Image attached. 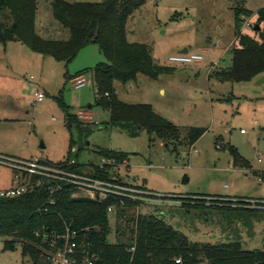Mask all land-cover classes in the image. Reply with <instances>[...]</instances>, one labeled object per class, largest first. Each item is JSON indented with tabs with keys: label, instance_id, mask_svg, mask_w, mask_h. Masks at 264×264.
Wrapping results in <instances>:
<instances>
[{
	"label": "rangeland",
	"instance_id": "obj_1",
	"mask_svg": "<svg viewBox=\"0 0 264 264\" xmlns=\"http://www.w3.org/2000/svg\"><path fill=\"white\" fill-rule=\"evenodd\" d=\"M55 1L37 0L36 32L45 39L67 40L70 30L55 18ZM263 7L264 0H147L130 17L128 40L147 44L157 63L175 69L157 79L139 74L136 80L115 81V92L124 102L151 104L177 125L180 140L169 144L144 129L132 136L135 126L109 123V112L97 104L90 71L107 61L96 43L67 63L20 41H0V155L53 163L71 157L83 164L81 170L91 172L92 164L100 161L99 149L126 152L129 167L119 165L114 175L136 188H145L146 180V187L162 197L156 204L140 203L130 215L154 214L192 242L239 241L246 250L264 249V206L259 203L264 200V73L233 82L211 72L232 64L236 9L252 12L253 26ZM242 31L253 33L249 28ZM185 47L189 53L202 54L203 60L170 61ZM83 70L89 81L75 88L70 78ZM39 91L45 94L42 101L36 96ZM60 95L70 113L90 110L97 123L82 121L88 129L83 133L70 128ZM192 127L206 129L194 145L188 143ZM72 135L76 144L71 151ZM15 182V170L0 163V190ZM219 199L232 203L223 207ZM117 210L109 214L111 243L122 240ZM126 215L119 221L121 232L128 224ZM125 233L129 235L128 230ZM0 264L33 261L24 257L20 242L6 249L0 238Z\"/></svg>",
	"mask_w": 264,
	"mask_h": 264
},
{
	"label": "trees",
	"instance_id": "obj_2",
	"mask_svg": "<svg viewBox=\"0 0 264 264\" xmlns=\"http://www.w3.org/2000/svg\"><path fill=\"white\" fill-rule=\"evenodd\" d=\"M146 1L56 0L53 3V14L70 30V38L49 40L36 32L37 0H0V41H20L36 52L67 63L82 48L96 43L107 61L96 64L90 71L96 88L97 104L109 112V123L124 127L135 126V130L130 131L132 136H137L138 131L144 129L152 137L169 144L180 140V128L157 113L151 104L122 101L114 88L115 81L136 80L139 74L157 79L161 74L175 69L157 63L147 44L128 40V21ZM251 14L253 13L242 8L236 9L232 64L228 68L211 71L221 80L246 82L264 73V7L256 14L251 28L253 33H244L243 16L251 17ZM256 25H260V28L256 29ZM86 71H80L76 75ZM59 101L66 113L68 126H75L80 133L86 132V124L76 114L70 113L69 106L61 95ZM205 131L202 127H192L188 143L194 145ZM75 144L72 135L71 151ZM98 153L118 161L129 159V154L122 151L101 148ZM231 154L238 159L236 149L231 148ZM70 160L71 157L65 161ZM82 166L78 162L74 168L79 171ZM92 166L95 176L128 184L118 177L115 179L107 169H100L94 164ZM262 180L264 181V173ZM52 198L56 204H49V209L45 211V205ZM218 201L223 203V207L226 202L232 203L227 199ZM135 203L126 200L121 207L119 200L99 201L84 196L76 197L70 188L54 196L46 192L25 193L14 197L0 196V238H4L6 249H14L15 244L20 242L24 257H29L33 264H45L40 250L42 240L36 231L44 226L59 227L63 220H69L79 228H91L87 239L93 243L101 264H264V249L246 250L239 241L221 244L192 242L184 233L154 214L130 215ZM259 203L264 206V200ZM111 204L118 205L117 234L122 237L118 243H111L108 239V207ZM124 215L128 224L121 232L122 225L119 221L124 219ZM125 230L129 231L128 236ZM132 247L134 250H131ZM177 258H181V263L176 262Z\"/></svg>",
	"mask_w": 264,
	"mask_h": 264
},
{
	"label": "built area",
	"instance_id": "obj_3",
	"mask_svg": "<svg viewBox=\"0 0 264 264\" xmlns=\"http://www.w3.org/2000/svg\"><path fill=\"white\" fill-rule=\"evenodd\" d=\"M243 18L242 28L251 29V17L243 16ZM202 60V54L189 53V51L170 57V61L175 63H196ZM71 81L75 88H82L87 85L89 79L87 74L81 73L74 76ZM36 96L39 101H42L45 94L39 91ZM77 115L83 122L97 123L90 110H79ZM0 163L10 166L16 172V185L0 190L2 197L35 192H46L54 196L70 188L73 190V196H84L99 201L119 200L121 206L126 200L136 202L135 206L142 202L156 204L162 200L160 194L151 190L132 187L113 181L114 179L101 178L95 176L92 171H78L74 168L78 163L75 159L53 163L43 159L26 160L0 155ZM95 164L100 169H107L113 176H115L114 169H117L119 165L129 167L126 159L118 161L108 156H101L100 161ZM49 204H56L55 199L52 198L45 205V211L49 209ZM117 206V204L109 205V214L115 212ZM90 231L91 228H79L69 220H63L59 227L46 228L44 226L41 230H37L36 234L42 240L40 246L42 260L45 264H101L98 262L93 243L87 239ZM131 250H134V247ZM176 262L181 263V258H177Z\"/></svg>",
	"mask_w": 264,
	"mask_h": 264
},
{
	"label": "crops",
	"instance_id": "obj_4",
	"mask_svg": "<svg viewBox=\"0 0 264 264\" xmlns=\"http://www.w3.org/2000/svg\"><path fill=\"white\" fill-rule=\"evenodd\" d=\"M130 42H134V41H130ZM185 49H187L188 51H189V49H188V47H185L184 49H181V53H182V51L183 50H185ZM73 77H71V79H72ZM243 131V130H242ZM143 185H144V187H145V189H147V190H151V189H148L146 186H148V184H147V182H146V180L143 182ZM152 191V190H151Z\"/></svg>",
	"mask_w": 264,
	"mask_h": 264
},
{
	"label": "water",
	"instance_id": "obj_5",
	"mask_svg": "<svg viewBox=\"0 0 264 264\" xmlns=\"http://www.w3.org/2000/svg\"><path fill=\"white\" fill-rule=\"evenodd\" d=\"M259 28H260V25H256V29H259ZM186 52H188L187 49H185V50L182 51V53H186ZM185 180L188 181L187 176H185Z\"/></svg>",
	"mask_w": 264,
	"mask_h": 264
}]
</instances>
